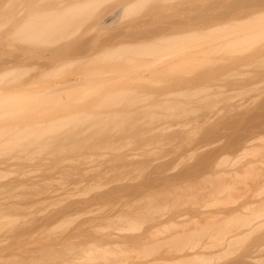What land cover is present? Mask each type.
Instances as JSON below:
<instances>
[{"label":"bare ground","instance_id":"1","mask_svg":"<svg viewBox=\"0 0 264 264\" xmlns=\"http://www.w3.org/2000/svg\"><path fill=\"white\" fill-rule=\"evenodd\" d=\"M105 1L107 0H0V218L8 215L10 218L12 215L15 221V217L32 214V211L27 209L28 206L20 201L23 197L28 198L26 204L39 206L41 212L53 206L51 212L44 214V217L73 219L86 213L93 214L97 210L87 206L91 200L104 199L113 189L122 188L121 185L127 182L123 180L136 177L133 173L139 171L141 167L139 164L146 160L140 159L141 157H149L146 155L154 153L158 156L163 151L165 155L159 156L158 159L166 162L172 153L181 154L180 160H183L187 155L193 157V154L197 156L214 151L216 148L214 145H219L225 138L199 141L195 137L204 125L211 126L207 129L212 127L217 129L218 117L230 118L232 106H238L240 109L248 103L251 105L250 101L246 100L247 96L244 98L242 96L248 90L250 93V87L256 85L257 80L243 84L241 74L247 73L251 66L249 64L264 60V3L258 5L257 0H249V4L255 2L249 5L248 0H244L246 3L242 6L241 0H238L239 2L234 0L235 4L229 0L232 1L229 5L241 4L239 8L244 13L237 15L240 12L239 8H233L232 5L228 7V4L223 3L224 0H221L223 5L221 1L213 0L216 6L211 10L209 8L212 4L206 5L213 3L211 0H208L209 2L183 0L184 12L183 9L180 12L184 15L189 14L187 11L192 8L199 12H196V9L192 10L191 15L184 16L185 19L183 17L180 21L183 14L178 12L177 5H166L168 0H151L153 2L123 0L116 10L104 14L100 13V7ZM145 2L146 6H151L150 10L144 6ZM158 6L159 9H155ZM163 6L164 10L161 8ZM139 7L145 8L148 15L144 13L145 9L140 12ZM223 7L227 8L223 10L224 13L228 9L231 13L220 15V8ZM126 9L136 10V13L139 11L137 16L142 17L135 14L127 21L130 28L124 27L128 30H123L125 33L123 38L115 39L112 36L113 39L111 37L106 39V36H103L97 45L98 48L94 49L93 46L96 47L95 41L100 34L92 41V33L95 34L94 30L100 33L101 30L89 28V20H93L94 23L93 21L91 23L96 24V27L99 25V28L105 29L106 25L109 26L111 22L117 20L119 14L122 15ZM236 9L238 11L234 15L231 10L236 12ZM157 10L164 11L158 13L159 16L162 15L161 18L155 15L157 17L152 19ZM151 11H154L151 13L152 17L149 14ZM216 11L217 13L213 14ZM177 13L180 17L175 15ZM193 13H199L200 17L194 16ZM143 16H149L151 19ZM168 16L169 19L171 17L177 19H173L174 26L171 23L172 19L169 24ZM163 17L164 23L168 22L165 25L159 23L163 22L161 20ZM194 17L200 20L193 21ZM144 18L155 23L158 21L159 26L163 25L155 28L158 27L157 24L144 21ZM130 21L133 24L138 22L140 25L143 24L142 29H146L145 26L148 29L153 24L154 30L158 31L153 32L152 27L148 29L149 32L152 30V33L145 35L147 30L142 32V26L135 24L136 30L139 29L138 26L141 29L139 32L136 31ZM177 21L184 22L183 26L180 25L181 28L176 27ZM185 24L188 26H184ZM82 26L85 33L80 31ZM134 30L135 33H131ZM82 32L90 33L89 36L92 38L84 40V36L80 35ZM86 36L89 37L88 34ZM103 38L106 40L103 41ZM74 39L77 42H74ZM50 44H54L52 45L54 49ZM25 48L30 53H27ZM28 57H32L31 61ZM251 71L254 69L251 68ZM230 76H238L240 79L238 77L237 79L240 81L238 84L229 82L234 83L235 87L229 91L224 90L227 88L221 79ZM232 95L235 97L233 102ZM214 96L217 100H214ZM221 102L224 110L221 108L217 113H211L209 105H215V108ZM211 134L213 132L205 133L206 136ZM223 154L225 156L223 155L221 159L216 157L208 161L209 170L212 172L207 175L213 180L214 175L212 177L211 174L217 171L219 176L215 174L218 177L215 179L219 180L220 185L232 184V173L231 177L229 176L231 179L226 177V174L232 170L236 171L233 167L237 164L241 165L239 169L245 170L250 167L253 170L256 167L254 171L256 169L259 171L261 167L263 170L259 173H263L264 132L245 137L238 148H231V152ZM195 155L192 160L196 159ZM155 161H158L157 157ZM183 162L176 164L178 166ZM153 164L146 168L143 165L144 175L147 168ZM176 167L172 166L171 170ZM186 169L187 166L181 171ZM250 173L253 174L249 171ZM238 174L242 178V174L238 172L236 175ZM8 175L9 180H2ZM208 176L204 178H209ZM259 177L255 178L252 175L251 178L256 181ZM204 178L199 179L200 182L206 181L203 185L211 184L212 180L208 183L209 180H203ZM225 179L230 180L229 183ZM244 180L242 183L245 184L247 181L248 184V176ZM188 181H184L185 187L189 185ZM238 181L235 179L236 183L234 181L233 183L237 184ZM195 183L198 184L197 181ZM180 184L182 186V183ZM100 187L103 188L102 192L98 189ZM172 187L174 186H168L167 191ZM258 190L264 191V182ZM129 197L125 202L127 207L117 210L110 218L117 217L121 221L120 217L137 212L131 208L138 206L133 205L138 197L131 200ZM260 201L264 202V196ZM105 203L108 202L100 201L95 207L100 210ZM209 203L213 204L211 199ZM80 206L83 208H79ZM159 206L160 204L156 203L155 213L160 211ZM102 209L104 211V208ZM246 209V205L236 209L239 212L237 214L224 211V217L219 224L213 219L214 215L212 220L210 216L205 220H196L189 217L194 214L175 212L173 216L190 226L176 230L177 237L178 234L183 235L177 238L179 241L175 238L171 240V237H176L175 233L172 234L174 231L171 232V236L168 234L170 230L168 233L165 232L170 236L169 238L163 236L165 239L167 237L172 243L177 241L174 244L176 250L170 255L147 258L143 262L196 264L204 259L209 260L208 264H241L242 262L232 259L210 258L226 251L227 246L233 247L236 241L249 238L244 234V231H248L246 228L231 229L224 225L235 218L245 221V216L248 215L245 213ZM8 217L4 219L8 220ZM12 218L9 221H12ZM190 218L193 222H189ZM255 224L249 226V229L252 228L253 231ZM224 231L226 234L223 236ZM220 234L223 237H220ZM184 235L186 237L183 239ZM259 242L258 240L257 243ZM107 245L96 243L94 245L91 242L78 247L85 251V254L91 255L97 248L102 249L101 247ZM259 247L263 252L264 243L262 242ZM260 256L264 257V253ZM256 259L257 264H264V258Z\"/></svg>","mask_w":264,"mask_h":264},{"label":"rangeland","instance_id":"2","mask_svg":"<svg viewBox=\"0 0 264 264\" xmlns=\"http://www.w3.org/2000/svg\"><path fill=\"white\" fill-rule=\"evenodd\" d=\"M122 1L123 0H107V1H105L103 3V5L100 7V13H104V12L108 13V11L111 12L112 10H116L117 9L116 7H118L119 5L121 6ZM154 1H156V0H154ZM206 1H208V0H206ZM211 1H213V0H211ZM219 1H221V0H219ZM222 1H221V4H222ZM225 1L226 0H224L223 3H225L226 5L228 4V7H230V5H232V4L229 5L230 2L233 1L232 3L235 4V2H237L238 0L237 1L235 0V2H234V0H232V1L228 0L227 1L228 3ZM245 1H247V0H245ZM245 1L244 2H242V0L240 1L242 6L244 3H246ZM250 1L248 0L247 3ZM262 1L263 2L257 0L256 3L258 2L257 4L261 5V3H264V0H262ZM151 2H153V1H151ZM151 2L149 4H151ZM183 2H184L183 0H168L166 2V5H168V6L177 5L178 6L177 10H178V12H180L181 9L184 8L183 6L185 5V4L182 5ZM253 2H251L250 4H252ZM225 4H224V6H225ZM236 4L237 5H235V6L232 5V7L233 8L241 7V4L239 6H238L239 3H236ZM254 4H255V2H254ZM206 5H208V6L211 5V8L208 7L210 10L215 9L214 6H216L214 4V1H213V3H209V4L207 3ZM206 5L204 7L207 9ZM140 6H142V5H140ZM144 6H146V2L144 4ZM149 6H146V7H148V9L150 10ZM164 6L161 8L163 9ZM159 7L160 6H158L157 8L155 7V9H159ZM129 8H131V7H129ZM133 8L137 9L135 7H133ZM223 8H220L221 9L220 15H222L224 13L223 10L225 11V9H227L226 7L224 9ZM127 9L123 11L124 13L122 12L123 13L122 15L119 14V16H118L119 18L117 17V20L111 22V24L109 26L106 25V27L107 26L108 27L107 28L105 27V29L99 28L100 27L99 25H97V27H98L97 28L96 24L91 23L93 20H91V21L89 20V22L91 24L90 25L88 22L89 28L93 27L94 29L101 30L100 33H99V31L96 32V30H94L93 32L96 35L92 33V37H93V38L91 37L92 41L94 38L97 37V35L100 34L98 39H96V41L94 40L96 42V47L93 46L94 49L98 48L97 45L102 41L103 36H106V39L108 37L109 38L111 37V39H113V38L119 39V38H123V36H125L124 31H126L130 28V26H129L130 24H127V21L130 20V18H133V16L135 14H136V16H137V14H139V11H137L138 13H136V10H132V9L127 10ZM138 9L139 10L141 9L140 12H142V9L144 11L145 8L139 7ZM195 9L192 8L190 10V8L189 9L186 8V10H190V11L195 10ZM216 9H218V8H216ZM249 9L251 10V8H249ZM149 10H148V12H149ZM165 10H168V9L165 8ZM239 10H240V8H239ZM246 10H248V9H246ZM246 10H244V11H246ZM154 11H151L149 14L151 15V13ZM157 11H156L157 14L152 13L153 16L158 15V17L161 18L162 15L159 16V14H161L164 11H162V10H157ZM159 11H161V12H159ZM190 11H187V12H189V14L191 15ZM195 11L199 12V10H197V9ZM207 11H208V9H207ZM228 11H230V9L226 10V12H228ZM231 11L234 14V13H237L238 10L236 9V12H235V10H234V12H233V10H231ZM145 12H147L146 9H145L144 13ZM183 12H184V9H183ZM180 13L183 14L182 12H180ZM194 13H193L194 16L199 14V13H197V14H194ZM211 13H213V12H211ZM216 13H217V11L214 12L213 14H216ZM230 13L231 12H228V14H230ZM240 13H244V12H241V10H240V12H238L237 15H240ZM165 14L163 13V15H165ZM168 14H171V13H168ZM173 14H172V16H173ZM189 14H185V15L183 14V15H181V17L179 15V13H177L175 15H179V17H180L179 20L182 21L183 20L182 18L184 16L186 17V15L188 16ZM141 15H143V14H141ZM146 15H148V13ZM192 16H190V18ZM139 17H142V16H139ZM143 17H145V16H143ZM148 17L146 16L145 18H148ZM151 17H152V15H151ZM156 17L157 16H155L152 19H155ZM173 17H175V16H173ZM173 17H171L172 20L169 19V16H168V18L167 17L166 18L168 19V22L171 20V23L172 22L174 23L173 19H175V20H177V19L173 18ZM185 17H184V19H185ZM198 17H200V15H198ZM145 18H144V21L147 20ZM160 18H159V20H160ZM134 19H136V18H134ZM161 20H163V22L160 21L159 23H163L164 25L168 23V22L164 23L165 22L164 17ZM195 20L198 21L200 19H196L194 17L193 21H195ZM140 21H141L140 23H142L141 18H140ZM147 21H151V20L148 19ZM147 21H146V23H147ZM188 21H190V20H188ZM131 22L132 21H130L129 23H131ZM151 22H153V21H151ZM93 23H94V21H93ZM140 23L138 22L139 25H140ZM153 23L156 25L158 23V21L156 23L155 22H153ZM171 23L169 22V24H171ZM173 23H172V25H173ZM183 23L184 22L177 21V24H179V26H177V24H175V25H176V27L181 28L180 25L183 26ZM135 24L136 23L133 24V22H132L131 26L132 25L134 26ZM138 24H136V25H138ZM148 24L149 23H147L146 25H148ZM187 24L189 25L188 22H187ZM187 24H185L184 26H186ZM142 25H140V26H142ZM162 25L161 26L158 25V27L156 26L155 28L162 27ZM127 26H129V27H127ZM153 26L154 25L152 24V27ZM173 26H172V28H173ZM82 27H83V30H81ZM82 27H80V31H83L85 33L84 26H82ZM124 27H127L128 29H126V28L124 29ZM134 27H133V29H134ZM152 27L150 26L149 28L152 29ZM93 28L91 29V32H92ZM138 28L140 29L139 26H138ZM142 28H143V26L141 27V29ZM145 28L146 29H142V30L140 29L142 32H145L143 30H147L145 35L147 33H152V30H150L151 32H149V30H148L149 28L147 29V26H145ZM136 29L137 28L135 27V30ZM135 30H134V32L132 31L131 33H135ZM138 30H136V31H138ZM157 31L158 30H154V27H153V32H157ZM83 32H82V34H80V33H78V34L82 35L81 37L84 36L83 37L84 40L90 38V36H89L90 33H86L89 36V37H87L86 34H83ZM142 32H141V34L143 35ZM76 34H77V32H76ZM74 36H77V35H72V37H74ZM112 36H113V38H112ZM129 36H130V33H129ZM136 36H137V34H136ZM72 37H71V39H72ZM81 37H79V38H81ZM83 38H81V40H83ZM128 38H131V37H128ZM76 39H74V42H77ZM106 39L103 38V41H105ZM92 41H91V44H92ZM108 41H109V39H108ZM104 43L105 42H103V44ZM52 45H54V44H52ZM60 45L63 46V44H60ZM94 45H95V43H94ZM53 47L54 46H52V48ZM25 49L27 50V48H25ZM51 49H47V50H51ZM87 49L89 51V48H87ZM93 50L91 49V51H93ZM27 53H30V52L28 51ZM47 53L49 54L50 52L48 51ZM31 58H29V60ZM34 59H36V57ZM33 61H36V60H33ZM249 65H251V66H249ZM249 65H248L249 69H248L247 73L241 74L242 75L241 79H243L241 82H244L243 84H246V83H249L251 80H255V81L257 80L256 81L257 84L250 87V93H248L249 92V90H248L246 92L248 95L245 93L242 96L243 98L247 96L246 100L248 102L250 101L251 105L248 103V105H245V107H241L240 109H238L239 108L238 106H235V105H234L235 107L232 106L230 108V111H231L230 118H229V116L221 118V119H220V117H218L219 119L217 118L218 119L217 122H219L216 125V128L218 127L217 129H214V127L207 129L211 126L208 124H205L203 128L201 126L202 130L201 131L198 130L200 132L195 137L199 141H204V142L209 141V139L213 140V139H217V138L220 139L221 137H222V139L225 138L224 140H222V142H220L219 145H216V144L214 145L216 147L214 151H211V152L205 153V154H198L197 156L195 154H193L192 155L193 157H191L190 155H187L185 157L187 159L184 158L183 160L182 159L180 160L181 154L175 153V155H174V153H172V154H169V157L166 159V162H162L161 160L158 159L159 156L165 155L164 154L165 152H163V151H162V154H158V156L155 155V153H154V154L146 155L149 157H141L140 159H144V160L146 159L145 161H147L146 162L147 164L145 163V161H143V162H141V164H139V166L141 165L140 170L133 173L136 175V177H131L133 180L131 178H129V180H123V181H127L126 183L121 185L123 187L122 188L120 187L118 189H113L112 191H110L109 194H106V197L104 199H100V200L98 198L92 199L90 204H88L87 206L92 207V209H96L97 212H95L93 214L92 213H89V214L86 213L87 215L85 214V215H82L78 218L77 217L73 218L74 220L72 218H57V217L55 218V217H49V216L44 217L45 216L44 214H48L51 212V210L53 209V206H51L48 210L44 209L46 212L44 210H42V212H44V213H42L38 209L39 206L32 205V204H26V203H28V198L23 197L22 199H20V201L25 203V205L28 206L27 209L32 211V214H30V215L24 214V215H22V217L21 216H18L17 218L15 217L19 221H16L15 218H14L15 221H13L12 215H10L11 216L10 218L8 217L9 215L6 217L5 216L2 217L3 219L4 218L7 219V217H8V220L4 219L5 221L4 220L0 221V249H1L0 250V264H145L143 261H145V259H147V258L160 257L161 255H163V256L170 255V253L175 251L176 248H175L174 244H176V242L179 241V240H177V238L179 236L181 237V235H182V234H180V235L178 234V237H177L176 230L181 229L183 227H190L187 223L184 224L178 218L173 216L175 212H177V213L184 212V213L194 214V215L189 216V217H193L196 220H201V219L205 220L209 216L211 217V220H212V216L214 215L213 219L216 222L218 221L217 223L219 224L221 222V219L224 217V213H223L224 211L237 214L239 212H237L236 209H241L245 205L247 206L245 213L246 214L248 213V215L245 216V218H246L245 221H242L239 218H235L234 220H231V221H229V223L224 224V225L226 226V228H231V229L246 228L249 232L244 231V234L248 235L247 237H249L251 239L249 240V238L246 239V237H245L243 239V241L242 240L241 241L239 240V242L236 241V243H234L235 245L232 244V246L234 245L233 247L230 248L229 246H227L228 249L226 250V248H227L226 247L225 248L226 251H223L219 255L212 256L210 258V260L216 259V258H222V259H232L234 261H240V262H242L241 264H246V263L247 264H257L258 260L256 258H258V259L264 258V257L260 256V255H263L264 251L261 252L262 248L259 247L260 244H262V242L264 243V213H263V211H264L263 203L264 202L260 201V198L262 196H264V191L258 190L261 187L262 183L264 182V177H263L264 172L259 173L263 169H261V167H260L261 171L260 170L257 171L258 169H256V171H254L256 167L255 168L253 167L254 168L253 170L251 167L248 168L249 170L248 169H246V170L245 169H239V167L241 165L239 166V164H237L235 167H233L236 169V171L232 170L229 172V174L227 173L228 175L226 174V177L228 176V178H230L231 177L230 173H232V177H231L232 179L230 178L232 180V184L230 182V184H231L230 186L220 185L221 183L220 184L218 183L219 180L216 181L217 179H215V177H217V175H218L217 171H213V173L211 174L212 177L214 175L213 180H212V178H210V176L207 175L209 172H212L209 170L210 165H208V161H210V160L212 161V159H214L216 157H220V159H221V157L224 155L223 153L231 152V148H233V149L238 148L241 140H243L245 137H248V136L253 135L255 133H258V132H264V60H262L260 62L258 61L256 63H251ZM251 68H253L254 71H251ZM230 77H226V78H224V80L221 79V82L224 84V87L226 86V88H227L224 90L229 91V89L235 87L234 83L237 82V84H238L240 81V80L238 81V79H240L238 76H237L238 79L236 76L235 77L230 76ZM233 78H234V80H233ZM229 82H234V83L229 84ZM226 83H227V85H225ZM222 89H223V87H222ZM220 97L222 98L223 96L220 95ZM233 98H234V100H231ZM231 99L230 100L232 102L235 101V97L233 95H232ZM214 100H217V98L215 96H214ZM214 106L215 105H212V104L209 105V109L211 110V113H213V114L217 113L218 109L222 108L224 110L222 102L218 105V107L214 108ZM236 108H237V110H235ZM212 120H214V119H212ZM206 132H208V133L213 132V134L206 136L205 135ZM217 144H218V142H217ZM210 148H212V146H210ZM157 153H159V152H156V154ZM166 155L168 156V154H166ZM194 155H195L196 159L192 160V158H194ZM188 156L190 158H188ZM156 157L158 160L157 162L155 161ZM190 159L192 161H189ZM198 160L200 162H198ZM154 161H155V163L153 164ZM177 161H178V163L183 162V161L184 162L182 164H180L181 166L178 165L179 166L178 167ZM143 163H145V165ZM151 163L153 165L150 168L148 167L147 168L148 170L146 169L147 171L144 175L143 171L145 170V168L148 165H151ZM185 163L186 164L189 163V164L185 165ZM174 164H176V165H174ZM143 165L145 168L143 167ZM165 166H169V167H165ZM172 166L173 167L177 166V167H176V169L174 168L173 170H171ZM186 166L188 169H186L185 171H181ZM262 168H264V167H262ZM163 169L165 171H163ZM169 170H171V171H169ZM249 171L253 172V174L250 173L251 174L250 175ZM196 172H199V173H196ZM238 172L240 174H242L241 175L242 178L240 177L239 174H238V176L236 175ZM246 172H247V174H246ZM257 172L260 175L261 174L262 175L261 176L259 175L260 176L259 177ZM215 174H217V175L215 176ZM245 174L248 176V184H247V181L245 184H243L245 182V180H247V179L244 180V178L247 177ZM206 175L210 179L209 178L205 179L204 177H207ZM252 175H254L255 178L259 177V179H257V180L255 179L256 181H254V179L251 178ZM24 176H26V175H24ZM27 176H30V175L27 174ZM170 176H172L171 179H170ZM236 176H237V178H236ZM21 177H22V179H25V177H23V176H21ZM138 177H140V178H138ZM201 177L204 178L203 180H209L208 183L212 180L211 184L209 183L208 185L207 184L205 185L206 181L202 180L203 182H205L203 185V182L199 181V179H201ZM9 179H10V176L8 175L2 180H9ZM136 179H138V180H136ZM227 179H225V180H227ZM235 179L239 180L238 182H240L241 180L242 181L239 184H238V182H237V184H235L236 183ZM187 180H189L188 181L189 185H186V187L188 186V188H186L185 184H184L185 182H187ZM193 181H195V182L197 181L199 186H197L198 184L195 182H194L195 183V185H194ZM213 181H215L214 183H216V185L213 184ZM227 181H226V183H227ZM229 181H228V183H229ZM233 181L235 183H233ZM180 183H182V186L184 188L181 186ZM179 184H180L181 188H179ZM212 184L214 186H212ZM245 185H248V187ZM168 186H170V187L174 186V187H172L169 191H167V189H169ZM193 186H195V187H193ZM221 187H227V188L222 189ZM115 188H117V187H115ZM160 188H161V190H163V191L166 190V191L158 192V191H161V190H159ZM98 189H100V191L102 192L103 188L101 189V187H100ZM91 196H92V193L89 194V197H91ZM125 196H127V197L124 198ZM128 196H130L129 197L130 200L138 197V199L135 202L133 201L134 202L133 205H138V206L137 207L133 206L132 208H131L132 205L129 206L131 209H134L137 212L120 217V218H122L121 221L117 217L110 218V215H113L114 212H116L117 210H120V209L127 207L125 202L127 201ZM131 196H132V198H131ZM210 199L212 200L213 204L209 203ZM100 201L108 202V203L104 204L105 205L104 207H102V208H104V211H102L103 210L102 208L100 209L101 210L100 211L97 209V206L95 207V204L100 202ZM114 202H115V204H114ZM133 202H131V203H133ZM156 203L160 204L159 208L161 207V209H159L160 211L155 213L154 208H155ZM116 205H118V206H116ZM30 206H32V207H30ZM79 208H83V207L80 206ZM260 210H262V211H260ZM108 214H109V216H107ZM159 214H163V215L159 216ZM102 215H104V216H102ZM14 216H16V215H13V217ZM24 217L25 218L27 217V218L24 219ZM2 218H0V219H2ZM11 218H12V221H9ZM99 218H100V220H99ZM109 218L111 220H109ZM189 222H193V219L190 218ZM254 224H255V226H253V231H252L251 230L252 228L249 229V226L252 227V225H254ZM119 226H120V228H119ZM169 230H170V232H169ZM166 231H167V233L169 232L168 234L170 236L175 233L176 237H171V240H172V238H175V240H177V241H175L174 239H173V241H175L174 243H172L171 240L168 241L169 239H167V237L169 238L170 236H167L168 234L167 235L165 234ZM171 232H173V233L171 234ZM181 232H179V233H181ZM223 234H226V232L225 231L222 232V235ZM165 235L167 236L166 239L163 237ZM222 235L220 234V237L224 236V235L223 236ZM185 237L186 236L184 235L183 239ZM258 240L260 241L259 244L257 243ZM91 242H93L94 245H95V243L97 245H101V244L102 245L108 244V245L101 247L102 249L97 248V251L91 255L85 254L86 252L82 251L78 247L81 244H84V245H86L88 243L91 244ZM82 255H84V256L81 258H78V256H82ZM207 261H209V260H207ZM207 261L202 259V260L198 261L196 264H208L209 262H207Z\"/></svg>","mask_w":264,"mask_h":264}]
</instances>
